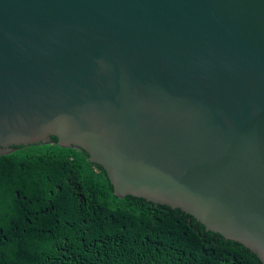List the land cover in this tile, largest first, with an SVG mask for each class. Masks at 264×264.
<instances>
[{"label":"water","instance_id":"water-1","mask_svg":"<svg viewBox=\"0 0 264 264\" xmlns=\"http://www.w3.org/2000/svg\"><path fill=\"white\" fill-rule=\"evenodd\" d=\"M52 136L264 264V0H0V156Z\"/></svg>","mask_w":264,"mask_h":264},{"label":"trees","instance_id":"trees-1","mask_svg":"<svg viewBox=\"0 0 264 264\" xmlns=\"http://www.w3.org/2000/svg\"><path fill=\"white\" fill-rule=\"evenodd\" d=\"M57 142L0 156V264H262L183 209L115 195L103 166Z\"/></svg>","mask_w":264,"mask_h":264}]
</instances>
